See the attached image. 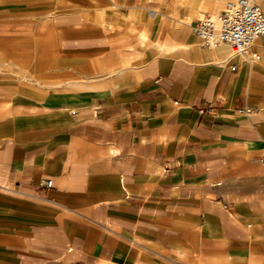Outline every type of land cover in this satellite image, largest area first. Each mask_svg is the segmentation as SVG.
Wrapping results in <instances>:
<instances>
[{
    "label": "crops",
    "instance_id": "crops-1",
    "mask_svg": "<svg viewBox=\"0 0 264 264\" xmlns=\"http://www.w3.org/2000/svg\"><path fill=\"white\" fill-rule=\"evenodd\" d=\"M230 6L0 0V264H264V37L194 33Z\"/></svg>",
    "mask_w": 264,
    "mask_h": 264
},
{
    "label": "built area",
    "instance_id": "built-area-1",
    "mask_svg": "<svg viewBox=\"0 0 264 264\" xmlns=\"http://www.w3.org/2000/svg\"><path fill=\"white\" fill-rule=\"evenodd\" d=\"M204 47L229 45L233 54L248 56L255 40L264 37V10L256 0H238L218 18L205 17L194 27ZM53 182L48 180L47 187Z\"/></svg>",
    "mask_w": 264,
    "mask_h": 264
},
{
    "label": "rangeland",
    "instance_id": "rangeland-1",
    "mask_svg": "<svg viewBox=\"0 0 264 264\" xmlns=\"http://www.w3.org/2000/svg\"><path fill=\"white\" fill-rule=\"evenodd\" d=\"M237 1L238 0H231V3L234 4ZM257 3H261V0H258ZM228 8L229 7H225V10H227ZM215 15H220V14L216 13ZM202 17H204V16H202ZM213 17L214 18H218L219 16L218 17L217 16H213ZM36 57H37V55H28L26 61H23V60L21 61L20 59L15 60V62L13 63V74H17L18 75L19 71H17V69H19V67H21V65H22L24 70L27 71V73L29 75V78L35 79V75L34 74H30V72H34L35 71Z\"/></svg>",
    "mask_w": 264,
    "mask_h": 264
},
{
    "label": "bare ground",
    "instance_id": "bare-ground-1",
    "mask_svg": "<svg viewBox=\"0 0 264 264\" xmlns=\"http://www.w3.org/2000/svg\"><path fill=\"white\" fill-rule=\"evenodd\" d=\"M258 1V0H257ZM262 1V0H261ZM232 4V3H231ZM233 52V51H232Z\"/></svg>",
    "mask_w": 264,
    "mask_h": 264
}]
</instances>
